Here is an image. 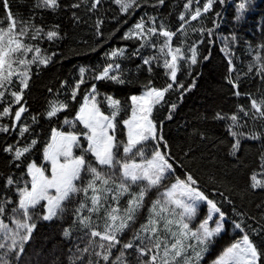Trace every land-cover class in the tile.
Masks as SVG:
<instances>
[{"label": "snow or ice", "instance_id": "obj_1", "mask_svg": "<svg viewBox=\"0 0 264 264\" xmlns=\"http://www.w3.org/2000/svg\"><path fill=\"white\" fill-rule=\"evenodd\" d=\"M165 2L112 0L120 15L126 17L122 22L124 26L137 10L141 12L122 36L124 40L135 42L131 54L128 55L125 48L112 49L105 54L106 61L102 66L94 69L81 66L74 85L60 82L62 88L70 87L69 98L78 104L73 109V118L65 115L59 121L69 104L57 99L49 101L43 112L33 114L28 123L23 119V114L29 111L25 90L29 88L33 68L38 72L41 66L47 67L53 61L56 53H48L41 45L45 40L53 42L60 38L55 30L58 26L45 32L35 24L34 16L30 20H18L8 0H0L7 22L6 27L0 26V120L10 119V124L0 123V133L13 137L12 142L6 141L0 146V154L9 168L20 170L19 176L10 172L3 179L0 264H24L26 246L38 222L63 220L69 211L68 204L74 200L78 203L71 209V223L62 230V236L74 243L70 264H202L213 241L228 231L227 214L220 204L200 187V180L193 171L182 162L177 165L172 146L158 127V123L163 125L164 121L158 122L156 116L157 109L166 106L168 116L165 119L171 120L177 103L170 102L166 94L178 92L182 100L184 93L194 86V80L185 86L178 73L184 66L190 75L192 66L200 63L198 46L205 39L209 44L215 42L213 28L203 21L217 3L224 5L225 0H186L178 14L179 26L175 31L159 19V9ZM251 2L240 0L235 5L237 20ZM100 3L101 0H78L71 8L78 9L83 4L87 11L93 12ZM59 6V0H36L33 5L51 11ZM148 8L157 14H149ZM73 16L79 19L75 13ZM215 17L211 20L214 27L220 13ZM113 19L120 23L118 17ZM192 22H198V26H193ZM101 23L99 19L96 21V35L102 38ZM189 32L198 34L199 38L191 39ZM177 35L182 38L174 44ZM261 37L255 45L246 42L245 54L251 56L246 72H237L235 68V54L231 51L239 42L235 35L231 41L226 37L225 45L220 49L227 60L225 80L236 97L242 95L238 90L242 77L254 74L264 83V28ZM146 50L147 55L144 54ZM135 58L140 60L134 77L140 84L138 94L121 100L99 90L97 82L133 83V79H129L132 70L124 68L119 61ZM209 58L205 55L203 60ZM161 68L168 82L157 87L153 77ZM145 69L148 77L141 81L138 74ZM88 72L92 73L90 77ZM234 72H237L235 78ZM81 89L82 98L78 95ZM247 97L250 110L238 104L235 112H216L212 117L231 122L227 124V131L234 142L228 154L238 165L243 163L238 156L241 139L264 137V130H255L257 121L264 129V94L259 100L252 94ZM105 105L107 112L102 110ZM121 113L126 118H120ZM54 119L59 121L58 125L52 123ZM41 120L50 127L42 148L40 136L43 133L35 131ZM249 120L250 130L241 131L249 128ZM65 127L68 130H64ZM200 136L205 138L203 133ZM36 150L40 152L39 161L32 155ZM184 155L192 157V149ZM209 179L214 181L215 177L210 175ZM249 190L264 191V153L260 156V170L250 174L242 191ZM153 193L155 198H152ZM218 194L224 202L232 203L224 193ZM204 206L206 213L201 219ZM38 208H42V213H37ZM257 208L264 209V203ZM233 211L241 220H233L232 228L241 235L224 247L211 264H264V211L260 213L257 227L247 225L252 235L259 238V244L250 238L244 227L247 214L237 212L235 208ZM247 219L256 218L247 216ZM129 232L131 236L125 240ZM117 248L119 255L112 259L113 250ZM126 253L134 259H126Z\"/></svg>", "mask_w": 264, "mask_h": 264}, {"label": "trees", "instance_id": "obj_2", "mask_svg": "<svg viewBox=\"0 0 264 264\" xmlns=\"http://www.w3.org/2000/svg\"><path fill=\"white\" fill-rule=\"evenodd\" d=\"M77 2L78 0H59V8L51 11L34 8L33 5L36 0H8L11 11L18 20H30L34 16L35 24L41 26L45 32L52 29L53 26H58L55 30L59 32L60 36L53 42L45 40L41 45L48 53H56V55L49 66H41L38 72L35 67L33 68L29 88L25 90V103L29 111L23 114V119L28 123H31L30 117L33 114L43 112L49 101L57 99L66 100L69 104V109L59 116V121H62L65 115H68L69 119L73 118L75 115L73 109L77 108L78 104L69 98L70 87L62 88L60 82L67 81L69 86L74 85L75 80L79 79L81 66L86 69H94L105 63V54L112 49L125 48L127 54L130 55L135 47L134 41L124 40L122 36L123 32L127 31V28L139 18L140 10H137L136 15L129 19L128 25L124 26L122 22L126 17L120 15L118 7L112 3V0H101L98 8L93 12L87 11L83 4L78 9L71 8V4ZM150 2L154 3L155 0H150ZM185 2L186 0H166L165 5L159 9V19L169 25L173 31L179 26L177 17L179 12L183 10V3ZM239 2L240 0H225L224 5L217 3L213 12L204 19L203 23L207 27L213 28L215 42L209 44L205 39V42L198 46L200 63L192 66L190 75L187 67H181L178 73L180 81L185 86L192 84L193 80L195 83L189 91L184 93L182 100L178 92L166 94L170 102L175 101L177 103V108L172 113V119H165L168 116L166 106L156 111L157 121H164L163 125L158 123V127L171 144L172 155L177 165L179 166L182 162L185 167L193 171L200 180V187L205 189L207 194L215 199L227 214L228 231L213 241L202 264H211V261L224 247H227L241 235L238 230L232 228L231 222L233 220H241L240 216L234 214L233 208L237 212L246 213L247 216L256 218L249 220L247 216L244 217L246 220L244 227L250 238L256 243H260L259 238L252 235L247 225L258 226L257 220H259L260 213L264 209H258L257 205L264 203V191L256 190L253 192L249 190L244 192L242 190L246 187L250 174L260 170V156L261 153H264V137L260 140L241 139L238 156L243 163L238 165L237 160L228 154L231 144L234 142L227 131V124L231 122L212 119L216 112L227 114L235 112L238 104L250 110L247 94H252L257 100L264 94V83L254 74L241 78L238 89L242 93L240 97L233 95L234 90L225 80L228 75L227 60L220 51L225 45V38L227 37L229 41L233 35L238 38L239 42L231 48L235 54L234 64L237 72H246L248 62L251 60V56L245 54L246 42L253 45L259 43L262 39L261 29L264 28V0H252L248 9L237 20L235 5ZM147 11L149 14H157L151 8H148ZM73 13L79 19H75ZM216 13H220V17L214 27L211 20L216 18ZM114 16L119 18V24L117 20L113 19ZM98 19L102 21L100 25L103 32L102 38L96 35V21ZM0 22H2L0 26H7L2 5H0ZM192 24L198 26V22H192ZM118 28L119 31H117ZM189 35L193 40L199 38L196 33L189 32ZM181 38L179 35L174 37V44H178ZM160 39L162 41L163 38ZM93 48L95 51H92ZM144 54L147 55L149 52L146 50ZM205 55L210 56L209 60H203ZM119 62L124 68L132 70L133 75L129 79H133V83L116 85L111 82H97V84L101 92L113 94L116 98L125 100L128 96L138 94L140 91V84L134 79L137 75L135 68L140 60L135 58L120 60ZM237 72L232 73L233 78ZM91 74L88 72L89 77ZM138 75L139 80H145L148 77L147 70H143ZM153 79L157 87H163L168 82L162 68L157 70ZM90 84L91 81L89 87ZM49 89L52 91L49 92ZM82 89L78 93L80 98L83 95ZM240 115L243 114L240 113ZM120 118L126 117L121 113ZM59 121L54 119L52 123L58 125ZM0 123L10 124V119L0 120ZM260 123V121L256 122L255 130H264L260 128ZM250 127L251 121L249 120V128L240 130L248 132ZM122 128L123 126L120 125V129ZM64 130H68L67 127ZM35 131L43 133L40 136V147L42 148L44 137L49 134L50 127L41 120L40 127H36ZM200 133L204 134V139H201ZM120 138L124 139L122 135ZM12 140L13 137L0 133V146L4 145L6 141L12 142ZM189 148L192 149L193 156L186 158L184 153ZM77 154H79L78 151ZM32 155L38 161L41 159L39 150L33 152ZM10 172L16 176L20 174V170L14 167L9 168L3 154H0V173L3 174L0 176V195L4 194L3 179ZM210 175L215 177L214 181L209 179ZM214 192L217 194L214 195ZM219 192L224 193L232 203L224 202L219 196ZM152 198H155L154 193ZM76 203L78 201L74 200L68 204L69 211L63 220L38 222L33 237L26 246L24 264H70L69 257L73 254L74 243L62 236V230L63 227L71 223V209ZM37 213H42V208H38ZM205 213L204 206L200 212L201 219ZM130 236L131 232L124 239L127 240ZM131 251L129 250V252ZM117 255H119V248L113 250L111 258L115 259ZM126 259L133 260L134 258L126 253Z\"/></svg>", "mask_w": 264, "mask_h": 264}, {"label": "rangeland", "instance_id": "obj_3", "mask_svg": "<svg viewBox=\"0 0 264 264\" xmlns=\"http://www.w3.org/2000/svg\"><path fill=\"white\" fill-rule=\"evenodd\" d=\"M102 110H104V111H106L107 112V107H106V105L105 106H103V109ZM205 209H206V206H205Z\"/></svg>", "mask_w": 264, "mask_h": 264}]
</instances>
